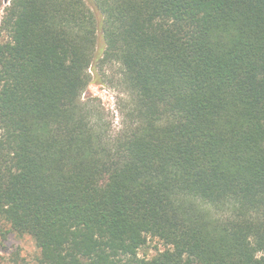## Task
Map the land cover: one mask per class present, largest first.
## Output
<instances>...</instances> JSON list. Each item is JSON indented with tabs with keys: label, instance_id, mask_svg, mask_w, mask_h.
Returning a JSON list of instances; mask_svg holds the SVG:
<instances>
[{
	"label": "trees",
	"instance_id": "obj_1",
	"mask_svg": "<svg viewBox=\"0 0 264 264\" xmlns=\"http://www.w3.org/2000/svg\"><path fill=\"white\" fill-rule=\"evenodd\" d=\"M0 222L36 264H264V0H10Z\"/></svg>",
	"mask_w": 264,
	"mask_h": 264
},
{
	"label": "rangeland",
	"instance_id": "obj_2",
	"mask_svg": "<svg viewBox=\"0 0 264 264\" xmlns=\"http://www.w3.org/2000/svg\"><path fill=\"white\" fill-rule=\"evenodd\" d=\"M10 0H3L0 10V20L2 10L9 5ZM99 83H93L89 87L86 95L98 100L105 110L109 113L114 122L115 128H119L120 115L117 111V104L126 100V95L122 93L109 78L118 76V69L109 67L97 69ZM165 248L156 239H149L147 244L139 251L140 257L151 258ZM40 255L34 240L27 235L19 236L10 231L7 224L0 222V264H36Z\"/></svg>",
	"mask_w": 264,
	"mask_h": 264
}]
</instances>
